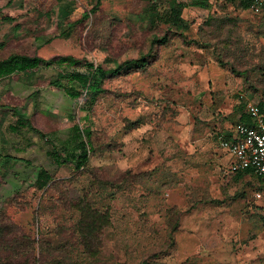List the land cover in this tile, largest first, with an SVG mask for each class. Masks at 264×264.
<instances>
[{"label":"rangeland","instance_id":"1","mask_svg":"<svg viewBox=\"0 0 264 264\" xmlns=\"http://www.w3.org/2000/svg\"><path fill=\"white\" fill-rule=\"evenodd\" d=\"M60 2L74 5L70 15ZM147 3L0 0L2 58L71 54L111 68L107 59L149 55L143 70L105 80L90 116L95 149L81 171L53 152L85 115L84 96L70 104L50 84L62 68L0 79V264H264V175L227 176L216 134L247 103L264 105V14L213 0L185 9L190 28L153 45L168 26L140 24ZM16 106L46 138L12 128ZM41 168L56 178L48 189L34 184ZM84 195L107 216L87 247L70 205Z\"/></svg>","mask_w":264,"mask_h":264},{"label":"trees","instance_id":"2","mask_svg":"<svg viewBox=\"0 0 264 264\" xmlns=\"http://www.w3.org/2000/svg\"><path fill=\"white\" fill-rule=\"evenodd\" d=\"M230 1H239L244 8H250L251 5V0ZM209 2L210 0H148V3L143 7L141 13L137 14L135 18H137L140 24L148 30H153L160 25L168 26V32L163 37H154L151 41L153 45H164L168 42L171 31L183 33L190 28V22L183 16V11L185 9L191 7H208ZM60 3L62 15L64 16L70 15L75 8L72 4H67L65 2ZM97 7L98 5L95 6L90 13H85L83 18L95 12ZM75 25L76 22L70 23L69 28L62 32L61 35L68 37ZM4 46L5 44L0 42V49ZM148 57L149 55H142L140 58L127 59L120 63L115 60L107 59V63H115L113 67L105 68L103 63H90L71 54L55 55V57L48 59L40 55H27V53L11 54L5 58L0 56V79L9 78L19 73H24L26 75L34 74L37 70L54 64L62 68V70L57 71L56 77H52L50 84L61 90L70 104H73L76 100L78 101L81 96H84L81 110L85 112V115L80 118L79 122H75L71 126L72 136L63 144V147L60 149L54 145L53 152L59 163H71L76 171H81L87 169V163L90 160V152L95 149L92 140V134L94 133L90 122V116L99 97L105 93V80L108 78V75L114 76L123 71L143 70L149 63ZM36 96L37 92H33L27 97V100L29 98H35ZM259 106L264 111L263 103H260ZM13 113L19 117L18 124H20L18 126L13 125L12 128L14 130L17 131L19 127L23 125L40 134L39 136L42 138L47 137L44 132L33 125L30 117L22 111V107H14ZM69 118L71 120L75 119V113L71 112ZM240 122L247 124L251 123V117L248 111L242 114ZM227 137L229 136L227 135ZM242 172H238L237 174H241ZM125 178L126 177L123 176V179ZM123 179L122 181L117 180L116 185L123 183ZM55 182L56 178L51 172L41 168L34 184L37 188L42 190L52 187ZM110 183L114 184L112 180L108 181V184ZM63 203L67 204L69 201H63ZM70 205L80 214L77 230L82 237V245L87 247L86 243L92 240V237H94L93 235L99 232L105 225L107 216L102 215L100 210L94 208V204L92 202L90 203L86 195L72 197Z\"/></svg>","mask_w":264,"mask_h":264},{"label":"built area","instance_id":"3","mask_svg":"<svg viewBox=\"0 0 264 264\" xmlns=\"http://www.w3.org/2000/svg\"><path fill=\"white\" fill-rule=\"evenodd\" d=\"M249 9L264 14V0H251ZM247 111L251 123L238 122L231 137L217 135L221 149L231 160L224 169L227 176L247 170L264 175V111L258 103H247Z\"/></svg>","mask_w":264,"mask_h":264},{"label":"crops","instance_id":"4","mask_svg":"<svg viewBox=\"0 0 264 264\" xmlns=\"http://www.w3.org/2000/svg\"><path fill=\"white\" fill-rule=\"evenodd\" d=\"M211 2L213 1V0H210ZM221 1H223V0H221ZM243 10H250L249 8H244L243 6L241 7ZM242 115V113H240V114H238L237 116H241ZM238 122H240V121H238ZM238 122H236L235 124H233V125H230V126H228L225 130H220V131H217V133L216 134H218V133H223V134H225L226 136L228 135L229 137H231V135L234 133V131H233V129H234V127H235V125L238 123ZM225 126V125H224ZM219 128H221V127H219ZM226 154V153H225ZM225 159H227V160H229V163H230V157L226 154V156H225ZM228 163V164H229ZM228 166V165H227ZM248 173V174H254L252 171H250V170H248V171H244V173ZM243 173V172H242ZM237 174V173H236ZM188 219V218H187ZM187 231V230H186ZM195 233V232H194ZM196 234V233H195ZM195 234H193V233H191L190 231L189 232H186V235H188L187 236V239H188V241L190 242V244H192L193 242H194V239L196 238V235ZM186 239V238H185ZM188 246V245H187ZM187 246H186V248H187ZM202 247V245L201 246H199V248H201ZM202 248H204V249H206V245L205 246H203ZM203 250V249H202ZM204 253V252H203Z\"/></svg>","mask_w":264,"mask_h":264}]
</instances>
